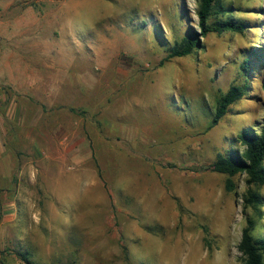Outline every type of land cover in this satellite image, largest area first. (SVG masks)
Here are the masks:
<instances>
[{
  "label": "rangeland",
  "instance_id": "374dc122",
  "mask_svg": "<svg viewBox=\"0 0 264 264\" xmlns=\"http://www.w3.org/2000/svg\"><path fill=\"white\" fill-rule=\"evenodd\" d=\"M1 1L7 20L15 3ZM199 3L19 4L42 10L49 45L0 41L1 114L10 98L31 102L19 109L20 136L1 153L0 264H244L247 178L233 177L236 190L227 192L229 177L206 168L242 151L238 136L264 122V0H223L231 17L209 24L228 19L243 32L209 33L192 55L161 65L199 31ZM13 72L45 78L10 79ZM238 86L243 98L209 128L218 100ZM58 126L69 133L63 147ZM253 189L264 199V185ZM253 215L262 237L264 205Z\"/></svg>",
  "mask_w": 264,
  "mask_h": 264
},
{
  "label": "trees",
  "instance_id": "16d2710c",
  "mask_svg": "<svg viewBox=\"0 0 264 264\" xmlns=\"http://www.w3.org/2000/svg\"><path fill=\"white\" fill-rule=\"evenodd\" d=\"M199 17V31L190 30L179 42H176L169 49L168 56L164 62L175 58L190 56L200 47V38L206 37L209 33L239 32L242 33L244 26L232 20L219 19L213 24L209 21L213 17H226L229 15L228 7L223 0H200L197 11ZM246 74L251 71L248 61L242 66ZM264 89V87H263ZM246 93L245 86L232 87L217 102L214 115L209 128L215 127L219 121L226 116L229 108ZM239 143L243 150H230L226 154L218 155L213 163L207 166V170L228 176L226 182L227 192L236 190V183L232 180L238 175H245L247 180V191L243 195V208L246 225L242 231V239L239 244V251L245 260L244 264H264V236L256 237L257 220L253 212H260L264 205V199L253 187L264 185V122L258 133L253 130L238 136ZM26 264H32L28 258H24Z\"/></svg>",
  "mask_w": 264,
  "mask_h": 264
},
{
  "label": "crops",
  "instance_id": "0c3cea01",
  "mask_svg": "<svg viewBox=\"0 0 264 264\" xmlns=\"http://www.w3.org/2000/svg\"><path fill=\"white\" fill-rule=\"evenodd\" d=\"M23 0H12V3H15V11L12 13L9 12L6 14L8 16V19L5 20L3 18H0V41H7L12 45L14 42H20L22 40L26 42H32L31 46L34 45H40V47H48V38L46 36V29H43V17H42V10H36L32 6L23 9L22 7L19 6V4ZM0 4L3 5L2 1L0 0ZM6 12V10H5ZM5 15V13H4ZM3 16V15H1ZM44 42V44H43ZM39 43V44H38ZM18 45V43L16 44ZM41 72H25L22 73H16L13 72L11 73V78L10 79H21V78H26L30 80H39V79H44L41 74ZM17 74V76H15ZM26 76V77H25ZM2 97L5 98V94H1L0 91V105L3 103L2 102ZM4 100V99H3ZM31 104L29 99L25 98L21 100H17V98H10L8 100V110L4 114H1L0 112V168H1V153L5 151L6 149V139L8 138L9 140H13L15 137L20 136L19 134V127L26 125V120L23 119L22 114L19 112V109L21 107L26 108V104ZM42 115V113H41ZM37 118L36 121L30 122V124L27 126L29 128L26 131H22L21 134L25 140H32L35 136V131L39 127ZM6 121L10 123V128L6 126ZM59 127V126H58ZM41 131L37 132V136L41 135ZM68 132H64V128L61 126L59 129L56 131V137L57 141H59V144L64 145L65 139L68 137ZM78 137L79 134L77 133ZM73 140L75 141V134L72 136ZM78 146V141L76 144L73 146V148H77ZM17 155V154H16ZM15 155V158H19L18 156ZM36 156H40L39 154L36 153ZM12 157V156H11ZM11 157L9 156L8 161L9 165L11 167ZM22 158V157H21ZM77 156L75 155V152L73 153V160H75ZM56 159V158H55ZM57 159L60 161H63V153H57ZM18 160V159H17ZM34 167V165H32Z\"/></svg>",
  "mask_w": 264,
  "mask_h": 264
}]
</instances>
